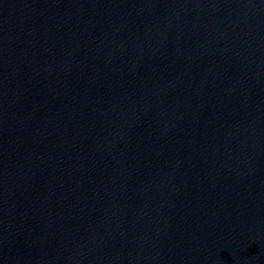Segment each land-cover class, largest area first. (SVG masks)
<instances>
[{
    "label": "water",
    "instance_id": "95a60500",
    "mask_svg": "<svg viewBox=\"0 0 264 264\" xmlns=\"http://www.w3.org/2000/svg\"><path fill=\"white\" fill-rule=\"evenodd\" d=\"M0 264H264V0H0Z\"/></svg>",
    "mask_w": 264,
    "mask_h": 264
}]
</instances>
